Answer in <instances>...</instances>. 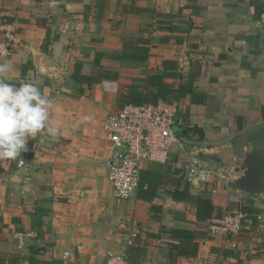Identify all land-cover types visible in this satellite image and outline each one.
Here are the masks:
<instances>
[{
    "label": "crops",
    "instance_id": "crops-1",
    "mask_svg": "<svg viewBox=\"0 0 264 264\" xmlns=\"http://www.w3.org/2000/svg\"><path fill=\"white\" fill-rule=\"evenodd\" d=\"M263 9L264 0H0V22L15 20L20 36L0 57L11 65L3 79L40 87L58 129L0 161V264H106L109 254L264 264V190L237 185L246 155L264 152ZM144 39V62L120 58L124 41ZM171 91L180 123L169 160L143 162L135 192L115 198L106 115ZM186 164L223 177L189 182ZM234 211L248 214L238 234L209 231ZM19 231L34 234L21 248Z\"/></svg>",
    "mask_w": 264,
    "mask_h": 264
},
{
    "label": "built area",
    "instance_id": "built-area-1",
    "mask_svg": "<svg viewBox=\"0 0 264 264\" xmlns=\"http://www.w3.org/2000/svg\"><path fill=\"white\" fill-rule=\"evenodd\" d=\"M258 20L264 26V9ZM18 30L15 20L0 22L1 58H8L20 43ZM178 111V101L169 98L141 104L127 102L117 111L106 115L103 128L111 152L105 167L115 198L126 199L135 192L143 162L167 163L171 147L178 142L175 131L176 124L180 123ZM21 161H18V166L24 164ZM185 169V177L192 183L209 184L215 175L223 177L211 168L195 164H186ZM211 191L216 192V189L212 187ZM247 217L248 214L243 211L227 212L210 222L208 228L211 233L229 238L241 231ZM14 236L17 247L21 248L24 240L34 234L19 231ZM106 264L129 262L124 255L109 254Z\"/></svg>",
    "mask_w": 264,
    "mask_h": 264
},
{
    "label": "clouds",
    "instance_id": "clouds-1",
    "mask_svg": "<svg viewBox=\"0 0 264 264\" xmlns=\"http://www.w3.org/2000/svg\"><path fill=\"white\" fill-rule=\"evenodd\" d=\"M10 68L7 62L0 64V161L17 160L29 150V138L42 130L53 136L58 132L49 126L50 99L36 84L6 82L3 75Z\"/></svg>",
    "mask_w": 264,
    "mask_h": 264
},
{
    "label": "trees",
    "instance_id": "trees-1",
    "mask_svg": "<svg viewBox=\"0 0 264 264\" xmlns=\"http://www.w3.org/2000/svg\"><path fill=\"white\" fill-rule=\"evenodd\" d=\"M147 43L148 39H144L141 41V46L137 47L136 43L134 44L130 43L129 41H124V50L122 51V56L120 58H131V60L144 62L147 58V48L145 47V44ZM134 45H136V49ZM158 96H162L165 99L174 98L175 96L177 97L176 93L172 91L161 95L158 94L157 97ZM156 98L153 100V102H156ZM243 168L244 175L239 178L237 185L240 188L250 192H258L264 190V155L259 151H252L251 153L247 154L244 160ZM200 202L202 203L201 207L203 212H205L206 209L210 208V203L208 200L200 199ZM126 258L130 264L127 256Z\"/></svg>",
    "mask_w": 264,
    "mask_h": 264
},
{
    "label": "rangeland",
    "instance_id": "rangeland-1",
    "mask_svg": "<svg viewBox=\"0 0 264 264\" xmlns=\"http://www.w3.org/2000/svg\"><path fill=\"white\" fill-rule=\"evenodd\" d=\"M253 151H259V152H261V153L264 155V152H263V151H261V150H253Z\"/></svg>",
    "mask_w": 264,
    "mask_h": 264
}]
</instances>
